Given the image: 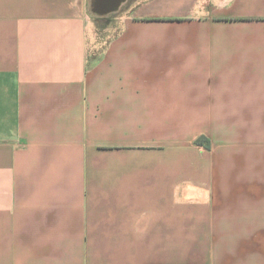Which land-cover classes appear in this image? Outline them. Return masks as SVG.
<instances>
[{
	"label": "crops",
	"instance_id": "obj_1",
	"mask_svg": "<svg viewBox=\"0 0 264 264\" xmlns=\"http://www.w3.org/2000/svg\"><path fill=\"white\" fill-rule=\"evenodd\" d=\"M0 264H264V0H0Z\"/></svg>",
	"mask_w": 264,
	"mask_h": 264
},
{
	"label": "rangeland",
	"instance_id": "obj_2",
	"mask_svg": "<svg viewBox=\"0 0 264 264\" xmlns=\"http://www.w3.org/2000/svg\"><path fill=\"white\" fill-rule=\"evenodd\" d=\"M112 16L113 15L100 16L97 13H90L93 31L97 42L96 45L98 46V49L99 47H102L105 42H107L114 34L118 32L117 20H114L112 22L104 20L107 18H112ZM91 46L92 42L89 41V47Z\"/></svg>",
	"mask_w": 264,
	"mask_h": 264
},
{
	"label": "trees",
	"instance_id": "obj_3",
	"mask_svg": "<svg viewBox=\"0 0 264 264\" xmlns=\"http://www.w3.org/2000/svg\"><path fill=\"white\" fill-rule=\"evenodd\" d=\"M113 19V20H112ZM105 21H110V22H112V21H114V20H117V17L116 16H112V18H107V19H104ZM104 29V28H103ZM106 43V42H105ZM105 43H104V45H105ZM104 45L102 46V47H100V49L99 50H97V51H95V52H93V51H91V52H89L88 53V55H87V60H86V69L87 70H90V69H92L95 65H96V63L100 60V57H101V50H102V48L104 47ZM204 138H198L196 141H195V143L196 144H205L204 142ZM205 146L206 147H208V144H205Z\"/></svg>",
	"mask_w": 264,
	"mask_h": 264
},
{
	"label": "bare ground",
	"instance_id": "obj_4",
	"mask_svg": "<svg viewBox=\"0 0 264 264\" xmlns=\"http://www.w3.org/2000/svg\"><path fill=\"white\" fill-rule=\"evenodd\" d=\"M103 10H104V8H103ZM107 10V9H106Z\"/></svg>",
	"mask_w": 264,
	"mask_h": 264
}]
</instances>
